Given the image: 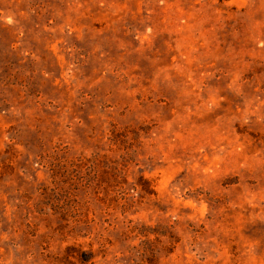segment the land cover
<instances>
[{
	"label": "rangeland",
	"instance_id": "374dc122",
	"mask_svg": "<svg viewBox=\"0 0 264 264\" xmlns=\"http://www.w3.org/2000/svg\"><path fill=\"white\" fill-rule=\"evenodd\" d=\"M0 264H264V0H0Z\"/></svg>",
	"mask_w": 264,
	"mask_h": 264
}]
</instances>
